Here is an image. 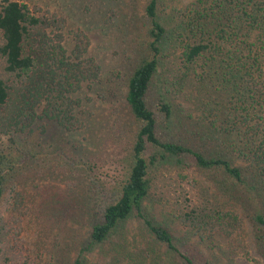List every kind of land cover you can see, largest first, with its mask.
<instances>
[{"label": "trees", "instance_id": "trees-1", "mask_svg": "<svg viewBox=\"0 0 264 264\" xmlns=\"http://www.w3.org/2000/svg\"><path fill=\"white\" fill-rule=\"evenodd\" d=\"M165 1L144 0L143 9L123 20L126 44L97 89L102 101L120 103L108 131L116 173L88 194L90 205L80 209L74 199L63 204V215L70 206L90 231L70 261L56 250L48 264H218L220 238L235 240L242 220L193 193L186 222L205 231L174 234L146 206L163 166L206 178L236 200L264 259V0H193L178 12L166 11ZM34 8L21 0L0 2V206L19 184L34 179L87 187L102 159L80 146V155H67L63 165L48 162L53 154L65 155V147L50 150L29 142L34 130L23 138L15 131L23 116L34 122L47 70L54 79V67L69 65L63 45L49 47L51 20ZM153 90L155 108L149 104ZM24 206L14 197L10 215L0 210V264H39L23 241ZM132 218L148 228L150 241L131 245L127 231H118ZM91 253L96 258L89 263Z\"/></svg>", "mask_w": 264, "mask_h": 264}, {"label": "rangeland", "instance_id": "rangeland-1", "mask_svg": "<svg viewBox=\"0 0 264 264\" xmlns=\"http://www.w3.org/2000/svg\"><path fill=\"white\" fill-rule=\"evenodd\" d=\"M21 1L29 3L35 7L36 13L51 20L47 28L49 47L59 49L58 45H63L67 49L69 65L64 62L65 68L54 67L53 70L57 73L54 79L50 69L47 70V82L42 86L43 93L34 107V122L29 123L28 118L22 115L15 131H20L23 138L34 130L29 142L40 141L42 146L50 150L65 147V155L53 154L52 160L46 159L48 162L55 161L63 165L67 155H80L75 148L80 146L90 151L94 157L96 155L102 159L97 164V177L87 187L80 184L72 190L53 177L34 179L26 182L25 186L19 184L14 189L15 193L6 197L7 203L3 201L0 210L6 216L10 215L8 205L14 197L23 206L26 204L23 241L32 257L35 256L39 264H48L50 255L53 256L52 251L61 252L59 249H64L67 252L69 248L68 254L59 252L61 257H65L64 261L68 262L77 253L78 242L88 235L90 227L85 219H76L72 215L70 206L65 216L61 207L71 199L81 202L80 209H83L84 202L90 205L92 200L88 194L92 195L95 186L109 182L116 173L115 166L110 162L111 156L109 157L115 143L108 131L114 124L115 111L120 103L102 101L97 89L101 85L99 81L109 79L120 57V51L126 44L129 34L124 37L127 26L123 20L128 14L130 18L135 11L138 13L143 9L144 0ZM132 1L134 2L130 3ZM192 1L166 0L165 9L178 12ZM56 62L57 60L50 58L51 64ZM73 63L81 65L80 69L75 70ZM67 66L73 69L67 71ZM80 70L85 72L81 74ZM67 75L70 76L68 79L65 77ZM157 93L153 90L149 97V104L154 108L158 101ZM158 177L162 180L157 183L155 195L146 202L148 210L157 221L178 236L186 235L189 231H205L187 223L184 214L189 210L187 206L190 204V196L197 193L196 198L199 195L208 199L225 212L231 210L242 220V228L239 229L242 233L234 236L235 240L220 238L223 251L218 264H264V259L251 241L248 218L236 200L219 193L206 178L195 176L194 180L186 169L163 166ZM193 182H197V185ZM54 199H61V204L55 203ZM118 231H127L131 245H143L150 241L149 235L144 232L149 231L148 228L136 218L125 222ZM88 257L89 263L96 258L95 253Z\"/></svg>", "mask_w": 264, "mask_h": 264}]
</instances>
